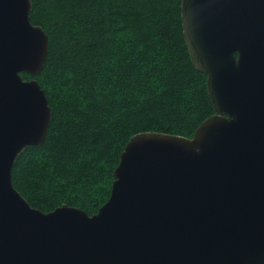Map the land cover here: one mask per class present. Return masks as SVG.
Here are the masks:
<instances>
[{
	"label": "water",
	"instance_id": "95a60500",
	"mask_svg": "<svg viewBox=\"0 0 264 264\" xmlns=\"http://www.w3.org/2000/svg\"><path fill=\"white\" fill-rule=\"evenodd\" d=\"M30 0H0V264H264V0H182V32L214 114L191 138L133 136L97 213H44L12 184L46 138L36 79L49 38Z\"/></svg>",
	"mask_w": 264,
	"mask_h": 264
},
{
	"label": "trees",
	"instance_id": "16d2710c",
	"mask_svg": "<svg viewBox=\"0 0 264 264\" xmlns=\"http://www.w3.org/2000/svg\"><path fill=\"white\" fill-rule=\"evenodd\" d=\"M49 38L36 79L51 109L41 146L12 169L16 191L44 213H97L127 142L144 132L191 138L214 114L206 76L190 59L182 0H30Z\"/></svg>",
	"mask_w": 264,
	"mask_h": 264
}]
</instances>
